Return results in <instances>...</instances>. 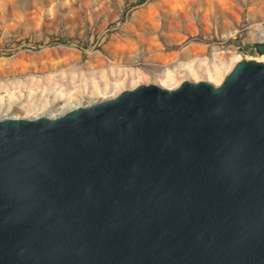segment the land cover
<instances>
[{
    "label": "water",
    "instance_id": "1",
    "mask_svg": "<svg viewBox=\"0 0 264 264\" xmlns=\"http://www.w3.org/2000/svg\"><path fill=\"white\" fill-rule=\"evenodd\" d=\"M0 264H264V61L0 118Z\"/></svg>",
    "mask_w": 264,
    "mask_h": 264
},
{
    "label": "rangeland",
    "instance_id": "2",
    "mask_svg": "<svg viewBox=\"0 0 264 264\" xmlns=\"http://www.w3.org/2000/svg\"><path fill=\"white\" fill-rule=\"evenodd\" d=\"M262 42L264 0H0V118L54 114L64 103L56 94L93 81L107 87L84 95L85 105L113 94L114 84L158 85L159 63L190 43L204 45L197 63L212 69L233 55L264 61L255 47ZM59 44L72 50L28 53ZM169 63L175 76L165 88L207 78L202 71L192 80L187 58Z\"/></svg>",
    "mask_w": 264,
    "mask_h": 264
},
{
    "label": "bare ground",
    "instance_id": "3",
    "mask_svg": "<svg viewBox=\"0 0 264 264\" xmlns=\"http://www.w3.org/2000/svg\"><path fill=\"white\" fill-rule=\"evenodd\" d=\"M171 39V38H170ZM72 50V48H69L66 45L63 44H59L57 46H53V47H49V46H43L41 48V50H39L38 52H33V51H28V53H30V55L34 56H42V54H49L51 52H55L57 50ZM204 52V45L199 44V43H190L187 46L182 47V49L180 50V52H176V53H171L169 55V58L167 59V61H161V63H159V67L162 68V74L160 75L161 77V83H158L159 86L161 87H167L166 82L170 81L174 76L175 73L173 70L169 69L168 67V63L169 62H176L178 61L179 57H184L187 58L188 61H190V63H188V69L186 70L188 75H192L193 79L192 80H197L198 73L199 72H204L206 73L205 75H207V78L205 79L208 82H212L214 85H217L221 82V80L223 79V77L225 76V74L233 67V65L239 60L238 57L239 56H231L229 62H223L221 65H215L213 66L212 69H209L208 67H206V65L204 66L203 63H197L198 57ZM23 53V52H20ZM56 53V52H55ZM54 54V53H52ZM132 54V53H131ZM134 54V53H133ZM264 56V55H263ZM30 58V57H29ZM31 60V59H30ZM264 60V57H263ZM170 64V63H169ZM204 75V74H203ZM206 77V76H205ZM190 79V78H188ZM181 80H183V78H180L179 81H177L176 83H174L173 86L168 87V88H175L176 86L179 85V83L181 82ZM135 85L133 83V85L127 86L125 84L122 85H116L114 84V88L115 91H113L114 93L109 95V96H104L103 98H110L115 96L116 94H118L120 91L124 90V89H130L133 88ZM35 87H38V84L35 85ZM34 87V88H35ZM107 87L106 82L104 83V85H100L98 84L96 81H93L91 84H87L84 83L83 86L81 87H77L74 90L70 91L69 93H64V92H59L58 94H56V97L58 100H62L63 103V107L60 111L54 113V114H47V113H39L35 116L29 117V118H35V117H39V116H49V117H55L58 115H61L62 113L76 108L78 106H83L85 104H83L82 101V97L84 95H89V96H93L95 94L100 93L103 89H105ZM34 92V90H33ZM100 100V99H99ZM99 100H91L90 103L99 101ZM49 100L47 99H43L42 103H41V107L42 108H46L49 105ZM88 103V104H90ZM12 104V102H8V107ZM86 104V105H88ZM32 104H27V108H30ZM2 107V104L0 103V108ZM11 118H24L23 116H19V115H11Z\"/></svg>",
    "mask_w": 264,
    "mask_h": 264
}]
</instances>
